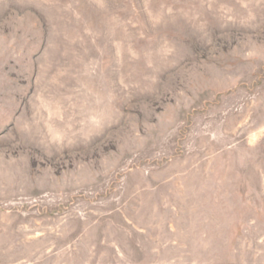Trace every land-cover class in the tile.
Wrapping results in <instances>:
<instances>
[{"label": "rangeland", "instance_id": "1", "mask_svg": "<svg viewBox=\"0 0 264 264\" xmlns=\"http://www.w3.org/2000/svg\"><path fill=\"white\" fill-rule=\"evenodd\" d=\"M0 264H264V0H0Z\"/></svg>", "mask_w": 264, "mask_h": 264}]
</instances>
